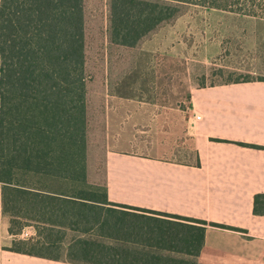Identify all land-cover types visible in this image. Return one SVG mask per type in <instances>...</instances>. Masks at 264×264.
Returning a JSON list of instances; mask_svg holds the SVG:
<instances>
[{"label": "trees", "instance_id": "trees-1", "mask_svg": "<svg viewBox=\"0 0 264 264\" xmlns=\"http://www.w3.org/2000/svg\"><path fill=\"white\" fill-rule=\"evenodd\" d=\"M239 1L251 7L256 0ZM195 2L107 0L108 38L134 46L173 20L180 6ZM216 2L198 4L224 9L228 0ZM85 87L83 0H0L2 213L9 220V235H19L23 223H31L39 237L33 242L14 239L9 250L57 261L59 256L45 251L61 249L62 232L97 229L99 234L196 257L205 222L122 205L106 208L105 187L88 183ZM253 212L264 214V195L254 197ZM47 231L58 236L51 234L50 239ZM66 259L78 264H195L85 239L67 247Z\"/></svg>", "mask_w": 264, "mask_h": 264}, {"label": "crops", "instance_id": "crops-1", "mask_svg": "<svg viewBox=\"0 0 264 264\" xmlns=\"http://www.w3.org/2000/svg\"><path fill=\"white\" fill-rule=\"evenodd\" d=\"M235 76L192 84L178 94L187 99L185 107L169 106L172 95L149 105V95L133 92L107 113L105 207L203 221L199 254L192 258L96 229L99 243L195 264H264V214L253 212L254 197L264 195V79L236 82ZM8 228L0 190V264H78L65 252L55 261L10 251L18 235ZM78 233L82 239L93 232ZM30 235L32 242L39 239L36 231Z\"/></svg>", "mask_w": 264, "mask_h": 264}, {"label": "rangeland", "instance_id": "rangeland-1", "mask_svg": "<svg viewBox=\"0 0 264 264\" xmlns=\"http://www.w3.org/2000/svg\"><path fill=\"white\" fill-rule=\"evenodd\" d=\"M198 2L180 6L173 20L157 27L136 45L123 46L108 38L107 0H83L84 168L92 186L105 187L107 113L114 111L120 97L146 93L151 98L146 102L154 105L166 102L160 98L172 95L174 100H168L169 106L179 103L185 107L187 99L179 100L178 94L191 91L192 84L213 83L223 75H236V81L264 79V0H256L251 7L243 6L239 0H228L224 9ZM23 224L28 235L21 237V233L17 239H32L30 233L36 231L35 226ZM48 233L44 235H50V239L58 236ZM62 233L61 249L48 250L46 254L66 255L67 247L79 239L78 232ZM82 239L98 242L94 232Z\"/></svg>", "mask_w": 264, "mask_h": 264}, {"label": "built area", "instance_id": "built-area-1", "mask_svg": "<svg viewBox=\"0 0 264 264\" xmlns=\"http://www.w3.org/2000/svg\"><path fill=\"white\" fill-rule=\"evenodd\" d=\"M192 118L195 120V121H198V120H200V116L199 115H197V114H195V113H193L192 114ZM28 234H24V236H27Z\"/></svg>", "mask_w": 264, "mask_h": 264}]
</instances>
